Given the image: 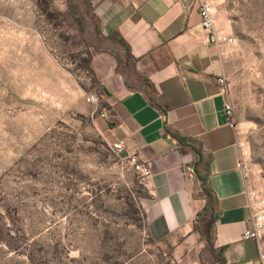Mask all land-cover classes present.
Returning <instances> with one entry per match:
<instances>
[{
  "label": "rangeland",
  "instance_id": "obj_1",
  "mask_svg": "<svg viewBox=\"0 0 264 264\" xmlns=\"http://www.w3.org/2000/svg\"><path fill=\"white\" fill-rule=\"evenodd\" d=\"M214 1L216 30L236 40L221 52L224 95L264 194V0ZM92 6L0 0V264H183L150 237L142 179L110 150L101 77L123 52Z\"/></svg>",
  "mask_w": 264,
  "mask_h": 264
},
{
  "label": "crops",
  "instance_id": "obj_2",
  "mask_svg": "<svg viewBox=\"0 0 264 264\" xmlns=\"http://www.w3.org/2000/svg\"><path fill=\"white\" fill-rule=\"evenodd\" d=\"M92 2L91 15L101 33L116 34L131 56L130 62L118 63L112 76L101 77L110 103V118L101 124L109 142L125 140L123 158L135 153L151 171L141 180L150 237L161 251L183 264H219L205 240L209 204L191 168L194 155L179 153L176 140L165 133L167 127L197 140L211 158L207 182L218 213L213 249L219 253L224 248L225 264H260L259 242L242 237L249 226L248 179L239 166L241 146L218 83L225 67L201 27L196 8L189 0ZM160 45L166 51L162 59L156 57L158 63L164 61L157 67L148 54ZM161 93L166 110L150 101L151 94ZM109 119L113 125L107 124Z\"/></svg>",
  "mask_w": 264,
  "mask_h": 264
},
{
  "label": "built area",
  "instance_id": "obj_3",
  "mask_svg": "<svg viewBox=\"0 0 264 264\" xmlns=\"http://www.w3.org/2000/svg\"><path fill=\"white\" fill-rule=\"evenodd\" d=\"M127 1V0H125ZM193 7L196 8L198 17L200 20L201 27L204 32L208 35V41L214 44L219 52L227 48L235 46L236 40L232 36H225L220 34L215 27L216 7L214 0H189ZM218 83L221 85L222 92H225L224 80L218 79ZM86 102L93 106H98L100 98L96 95H89L86 97ZM225 113L229 120V124L233 127L236 132L237 128L231 121L232 108L228 102L225 104ZM102 119H108L107 111H102L100 114ZM126 148L125 140H117L110 144V150L117 156H121ZM127 164L130 166L132 171L137 175L138 178L144 179L151 175V171L148 165L140 160L137 154H131L124 158ZM239 166L244 170L242 164V152L240 154ZM245 171V170H244ZM247 193V212L249 226L243 232L244 240H259L264 236V194L256 189L250 181L246 183ZM260 259V256H259Z\"/></svg>",
  "mask_w": 264,
  "mask_h": 264
},
{
  "label": "trees",
  "instance_id": "obj_4",
  "mask_svg": "<svg viewBox=\"0 0 264 264\" xmlns=\"http://www.w3.org/2000/svg\"><path fill=\"white\" fill-rule=\"evenodd\" d=\"M92 19L93 20L95 19L94 16H92ZM108 37L116 39L117 44L122 49L123 60H120L119 58L118 63L130 62L131 56L129 54V50L125 42L121 38H118L116 34L109 35ZM165 51H166V47L164 45H160L159 47L152 50L148 54V56L154 61L157 67H161L164 64V61L158 63L156 57H160L162 59V54ZM204 78L209 79V80L213 79L211 76H206ZM163 86L164 84H161L162 89H163ZM150 101L160 110L168 109V105L163 104L162 93L159 95L151 94ZM165 133L170 135L172 138L176 140L178 144V150L181 155H185L187 152H191L194 155V160L191 164V168L197 180L200 182L202 193L207 198V201L209 204L208 208L205 210L206 212H209L208 222L206 224V228L204 231L205 240L208 246L210 247L214 261L219 264H225L224 258L222 257V254H221L224 248H221L219 253L213 249V243H214L213 241H214V234H215L214 224L216 220L218 219V213H214V207H215L214 197L208 188V182H207V177L209 176L208 167H209L211 158L207 154L201 151L199 142L195 140L194 138L181 137L178 134H175L171 132L170 130H168L167 127H165ZM199 216L200 214H197V217ZM197 229L198 227L195 225L194 230H197ZM3 237H4L3 233L0 230V239H4Z\"/></svg>",
  "mask_w": 264,
  "mask_h": 264
}]
</instances>
